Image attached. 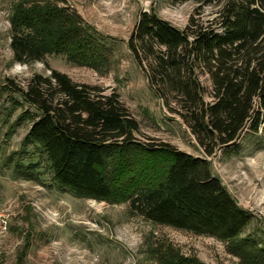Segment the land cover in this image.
Segmentation results:
<instances>
[{"label":"trees","instance_id":"trees-1","mask_svg":"<svg viewBox=\"0 0 264 264\" xmlns=\"http://www.w3.org/2000/svg\"><path fill=\"white\" fill-rule=\"evenodd\" d=\"M60 1L14 0L13 58L27 63L63 55L77 66H107L111 48ZM194 1L199 6L181 29L153 10L141 11L127 47L149 87L180 116L207 156L253 136L262 144L264 0ZM203 5L214 8L212 18H200ZM9 87L28 106L24 116L31 124L23 144L45 154L59 186L76 197L127 202L147 220L228 242L240 264H264V248L256 242L232 243L252 214L212 173L210 161L166 142L138 141L139 122L117 92L75 82L57 69ZM37 163L16 162V171L33 180ZM163 264L203 263L173 254Z\"/></svg>","mask_w":264,"mask_h":264},{"label":"rangeland","instance_id":"rangeland-1","mask_svg":"<svg viewBox=\"0 0 264 264\" xmlns=\"http://www.w3.org/2000/svg\"><path fill=\"white\" fill-rule=\"evenodd\" d=\"M13 4L14 0H0V208L9 216L8 233L0 236V264H163L164 257L173 254L197 258L203 264H240L226 241L147 220L132 213L127 202L76 197L56 183L45 154L35 145L23 144L31 124L24 116L28 106L9 87L24 85L35 73L49 75L51 69L66 73L75 82L117 92L139 122L138 141L166 142L207 158L212 173L252 214L232 243L247 238L264 248V143L253 136L225 153L222 148L207 156L180 116L149 87L127 47L141 11L153 10L181 29L198 3L60 1L75 9L95 36L111 48L110 63L100 70L71 64L63 55H48L45 61H16L10 47ZM199 11L200 18L208 20L214 8L203 5ZM201 80L209 84L205 76ZM16 162L22 166L38 162L33 180L16 171Z\"/></svg>","mask_w":264,"mask_h":264},{"label":"built area","instance_id":"built-area-1","mask_svg":"<svg viewBox=\"0 0 264 264\" xmlns=\"http://www.w3.org/2000/svg\"><path fill=\"white\" fill-rule=\"evenodd\" d=\"M9 230V216L0 208V236H5Z\"/></svg>","mask_w":264,"mask_h":264}]
</instances>
